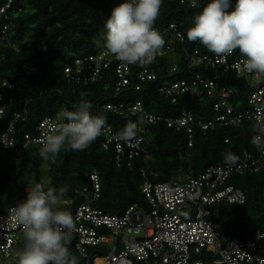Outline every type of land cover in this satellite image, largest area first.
<instances>
[{
	"label": "trees",
	"instance_id": "16d2710c",
	"mask_svg": "<svg viewBox=\"0 0 264 264\" xmlns=\"http://www.w3.org/2000/svg\"><path fill=\"white\" fill-rule=\"evenodd\" d=\"M124 0H0V81L16 84L13 89L2 88L5 112L0 116V136L9 122L17 119L16 141L21 151L6 149L0 152V212L26 199L27 188L34 181L45 188H65L66 194L61 208L72 213L86 202L90 190L89 173L97 171L101 178V195L95 206L105 212L123 214L134 203L148 207L141 190L142 169L149 171L155 181H175L197 177L210 166H223L221 153L230 151L239 158L246 153H260L252 144L254 120L245 116L238 125H217L202 131L194 125L193 144L190 145L186 129L169 126L165 118H177L183 112L192 113L198 120L209 121L226 112L215 109V103L225 99L234 107L233 114L251 108L250 93L255 89L252 75L236 78L230 63L239 58V50L229 57V65L213 66L208 52L201 44L187 40V29L193 26V16L211 0H197L198 7H189L190 0H163L160 15L154 27L166 41L163 54L149 65L157 73V79L139 82L137 73L143 69L131 66L129 83L116 90L118 81L116 62L104 70L101 78L94 82H76L65 75V68L79 56L96 54L99 47L96 38L105 29L111 10ZM236 0H231L235 8ZM9 4V5H8ZM171 23H175L184 36L180 40ZM104 47V46H103ZM199 50L194 57L195 50ZM207 56V58H204ZM204 58V59H203ZM218 76L219 86L227 88L228 95L222 97L221 87L212 88L198 82L193 91L182 93L173 103L159 91L165 82L186 79L190 82L202 77L209 82ZM137 84L140 88H137ZM81 99L91 103L94 115L106 117V125L120 132L128 122H139L140 115L119 114L107 109L106 104H125L140 99L146 110L162 115L163 120L148 125L145 146L147 152L135 157L133 166L119 167L115 163V148L103 147L101 134L86 150L61 151L55 163L40 158L39 145L23 147L25 134L37 133L40 121L45 117H57L62 110H75ZM2 149V147H0ZM47 164L44 169L43 165ZM157 173V176H154ZM48 178L47 183L44 178ZM229 183L244 190L247 201L232 204L226 201L214 204L215 220L223 228V239L227 243L234 236L252 237L264 229V167L258 172L245 171L235 174ZM123 238L112 243L90 246L93 256L111 250H120ZM69 250L82 264L74 249V240ZM159 264V262H156ZM155 263V264H156ZM13 264H17V261ZM142 264V263H139Z\"/></svg>",
	"mask_w": 264,
	"mask_h": 264
},
{
	"label": "built area",
	"instance_id": "2783aa9c",
	"mask_svg": "<svg viewBox=\"0 0 264 264\" xmlns=\"http://www.w3.org/2000/svg\"><path fill=\"white\" fill-rule=\"evenodd\" d=\"M9 5V4H8ZM2 11L4 7L1 8ZM1 12V11H0ZM176 36L181 40L182 32L175 23H171ZM184 40V36H183ZM160 50L158 56L162 55ZM199 50H195L194 57ZM230 57V56H229ZM229 57L209 58V62L229 65ZM204 58H207L205 56ZM203 58V59H204ZM242 57L234 59V62L242 60ZM116 62L118 77L116 90H121L129 83L128 74L131 66L122 64L111 55H105L102 47L96 54L79 56L72 65L65 68V75L76 82L90 83L101 78L104 70L110 64ZM252 75L245 73V76ZM255 79V89L250 93L249 102L251 108L244 112L233 114L234 107L225 99L215 103V109L220 112L225 108L226 112H220L218 116L209 121L198 120L192 113L186 111L177 118H165L169 126L178 129H186L189 133L192 145L194 125L198 124L202 131L215 128L217 125H238L245 116L252 118L255 108L264 105V76L252 75ZM138 81L157 79V73L149 66L143 67L137 73ZM198 82L210 87V93L214 96L212 88L221 87V96L228 95L225 86H219L218 76L215 75L209 82H205L198 76L190 82L186 79L165 82L159 87V91L173 103L178 101L182 93L193 91ZM16 84L10 81H0V116L5 112V105H1L3 99L2 88L13 89ZM137 88L140 85L137 84ZM219 90V89H218ZM106 108L119 114L129 113L140 115L137 139L131 145L119 141L117 131L112 125H106L102 132L104 136L103 147L115 148V163L122 167L127 164L133 166V159L147 152L145 146L146 136L149 132L147 126L163 120L162 115H157L146 110L142 100L138 99L130 105L106 104ZM16 114L0 136V152L11 149L19 153L21 147L16 141L17 119ZM57 117L43 118L37 127V133L25 134L23 147L39 145V140L47 131L48 126L58 121ZM8 143L10 146H6ZM264 167V155L246 153L240 158L238 167L229 168L223 166H210L197 177L186 180L155 181L149 171L142 169L144 178L141 190L145 194L148 207L139 203L130 205L123 214L105 212L95 206V201L101 195V178L97 171L89 173L90 185L83 188V193L90 190L86 202L79 204L71 213L78 231L74 234V249L82 264H258L257 257L264 259V229L259 230L249 238L234 236L227 243L223 239V228L220 222L215 220L217 215L214 204L226 201L232 204H244L247 195L243 189L229 183L235 174H243L245 171L258 172ZM157 176V173H154ZM11 205L7 210L0 212V264H13L18 260L16 253L22 250L24 245L21 227L12 218ZM133 234H139L138 238ZM123 238L120 250H111L93 256L90 246H100L116 241L117 237ZM157 264V263H156Z\"/></svg>",
	"mask_w": 264,
	"mask_h": 264
},
{
	"label": "clouds",
	"instance_id": "9594fccd",
	"mask_svg": "<svg viewBox=\"0 0 264 264\" xmlns=\"http://www.w3.org/2000/svg\"><path fill=\"white\" fill-rule=\"evenodd\" d=\"M162 5L163 0H124L115 6L105 22V55L129 66L151 65L166 43L154 27ZM189 7L197 8V0H190ZM231 7V0H211L193 16L187 40L198 42L221 59L239 50L243 59L232 65L238 79L245 73L264 76V0H236L234 10L228 11ZM91 108L90 102L81 99L75 110L58 114V121L49 125L39 140L37 151L42 160L55 163L61 151L86 150L101 136L106 117L94 115ZM253 120L255 135L250 142L264 155V105L255 108ZM137 131L138 125L128 122L116 137L131 145ZM221 156L227 167H238L240 158L235 153L225 151ZM65 194L63 187L45 188L37 183L29 186L26 199L11 209L24 240L22 250L16 253L17 264H77L69 246L78 229L72 214L61 208ZM257 260L264 264V259Z\"/></svg>",
	"mask_w": 264,
	"mask_h": 264
},
{
	"label": "rangeland",
	"instance_id": "374dc122",
	"mask_svg": "<svg viewBox=\"0 0 264 264\" xmlns=\"http://www.w3.org/2000/svg\"><path fill=\"white\" fill-rule=\"evenodd\" d=\"M106 29H103L101 34L96 38L97 44L99 47H103L104 46V33H105ZM43 168L46 169L47 168V164L43 165ZM177 179L182 180V176H179ZM49 181V179L46 177L44 178V182L47 183ZM31 185H34V181H32ZM30 185V186H31ZM140 235L139 234H133V237L138 238Z\"/></svg>",
	"mask_w": 264,
	"mask_h": 264
}]
</instances>
